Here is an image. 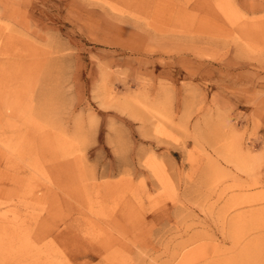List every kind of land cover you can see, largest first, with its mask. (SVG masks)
Here are the masks:
<instances>
[{"label":"rangeland","instance_id":"374dc122","mask_svg":"<svg viewBox=\"0 0 264 264\" xmlns=\"http://www.w3.org/2000/svg\"><path fill=\"white\" fill-rule=\"evenodd\" d=\"M0 264H264V0H0Z\"/></svg>","mask_w":264,"mask_h":264},{"label":"bare ground","instance_id":"6f19581e","mask_svg":"<svg viewBox=\"0 0 264 264\" xmlns=\"http://www.w3.org/2000/svg\"><path fill=\"white\" fill-rule=\"evenodd\" d=\"M34 182V181H33ZM34 184V183H33ZM38 188V187H37ZM37 199V198H36Z\"/></svg>","mask_w":264,"mask_h":264}]
</instances>
